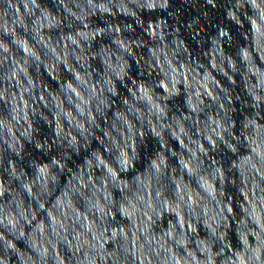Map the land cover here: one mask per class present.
Instances as JSON below:
<instances>
[{
  "label": "water",
  "instance_id": "obj_1",
  "mask_svg": "<svg viewBox=\"0 0 264 264\" xmlns=\"http://www.w3.org/2000/svg\"><path fill=\"white\" fill-rule=\"evenodd\" d=\"M10 3L11 7L9 0H0V40L13 49L7 67L11 69L13 63L23 67L27 61V71L34 82L31 90L23 96V103L29 105L28 122L34 130L32 147L24 151L26 144L21 143L14 151L11 148L0 149V182L8 189L10 197L13 193L17 196L15 202L9 199L4 203L14 210V214L15 205L19 204L34 217L30 225H25V238L6 235V240H12L15 246L10 252L15 257L12 264H24L27 257H34L33 243L39 245L53 238L54 221L67 225L66 230L57 227V231H67L70 241L82 232L78 227L80 222L76 220V213L88 217L85 223H95L87 209L92 200L93 187L100 188L99 182L107 176V169L97 166L93 153L104 159L108 166L118 167L116 160L119 152L126 150L128 137L125 121L133 125L136 133L134 153L130 149L126 150L132 156L131 167L136 176L149 183L154 190H159L163 199L169 200L173 207L177 203V185L182 192H190L196 200V215L199 219H193L197 232L190 233L188 251L196 252L198 259L203 257V253L194 245L195 239H207L210 231L204 225L205 206L210 210V216L222 210L221 205L223 209L233 208V213H224L230 225L227 233L229 238L224 243L231 248L233 238L239 237L240 220L244 218L237 213L248 207L245 197L247 195L250 198V191L246 189H250L251 176L246 180L240 175L242 171H247L243 156L237 158L229 153L208 154L206 139L201 142L205 152H199L194 141L201 134L206 137L212 119L217 118V112L226 113L229 120L240 118L241 135L245 137L247 133L243 126L248 120L256 116L264 120V114H259L255 108L252 115L246 111L251 106L252 92L257 90L259 81L264 79V60L260 59L261 49H264V27L262 34L253 32L250 18H254L255 13L251 5L246 4L241 8L239 0H167V6L162 7L164 0H158L154 9L150 10L146 6L136 9L134 17L123 13L98 14L91 20L96 28L75 27L73 32L66 28L73 21L63 11L58 0H37L40 7L34 8L29 4L28 10L23 0H10ZM70 6L75 8L74 4ZM45 12L54 21L50 27L43 19ZM18 19L24 20L23 29L16 23ZM101 28L106 29L103 35H93L87 41L78 35L82 30L91 33ZM69 35L77 39L79 47L65 39ZM9 37L26 41L41 56V61L35 62L28 58L18 45L10 43ZM121 43L126 47L131 46L127 52L121 49ZM52 49L59 54V62L53 59ZM169 65L179 74L177 78L180 80L178 93L171 97L161 86L167 82L170 87L172 73ZM165 72L169 73L167 78ZM77 75L80 81L76 80ZM26 80L21 74L14 81L7 82L4 90L7 93L5 99L9 103L0 104V114H6L5 110L11 105L9 97L18 98L19 85L27 86ZM68 83H72L85 97V111L89 112V116H80L77 110L79 100L67 89ZM109 87L115 90L114 95L108 93ZM141 88L154 100L156 97L165 99L162 106L166 109L167 119L158 121L153 117L152 106L141 96ZM197 92L200 93L199 98ZM207 92L218 99H211ZM241 93L249 100L241 99ZM100 100L105 101L107 107ZM220 104L224 105L223 109L217 107ZM64 112L72 114L71 124L63 115ZM57 114L60 115L58 124L62 129L60 136L56 134ZM182 116L193 118L184 121ZM77 123H84V133L79 132ZM178 124L185 127L188 133L181 135L183 148L180 140L173 136V133L179 131ZM153 129L161 131L162 135L157 137ZM70 131L77 138L76 145L67 143ZM232 136L238 139L235 132ZM37 143L41 145L38 149L34 147ZM192 152H196L195 158ZM160 157L164 158L165 164L161 166V174L157 177L152 165L154 162L159 163ZM181 159L191 162L194 169L191 176L186 170L181 171ZM197 160L206 165L218 164L225 170L223 188L219 183L216 184L219 205L206 197L203 204L200 202L203 190L199 187L201 172ZM44 166L49 167L51 176L57 179H48L42 194L28 198L22 186H19V181H14L13 173L22 175L25 182L40 184L37 180L38 170ZM61 176L63 184H59ZM112 190L109 186L108 191ZM116 190L125 199L131 198L127 191L121 190L120 185H116ZM34 202L35 205L43 203L45 207L41 209L34 206ZM260 216L264 221V212ZM95 217L98 220L99 213H95ZM112 218L117 224L120 220L127 221L119 224V227L127 228L129 241L144 222L140 217L133 222L123 213L119 217L112 213ZM185 219L188 220L187 215ZM164 220L165 223L159 226L160 230L154 233L162 244L165 243L163 234L168 231V226L178 225L179 217L169 211ZM41 225L42 230L39 227ZM140 235L143 236V232ZM85 239L88 237L85 236ZM117 247L118 244H109L113 251ZM168 247L178 259L187 255L181 250L183 246L178 248L168 244ZM2 250L3 242H0ZM67 251L71 252V249ZM65 254L66 246L60 243L55 255L65 259ZM147 258L152 260L150 255Z\"/></svg>",
  "mask_w": 264,
  "mask_h": 264
},
{
  "label": "clouds",
  "instance_id": "obj_2",
  "mask_svg": "<svg viewBox=\"0 0 264 264\" xmlns=\"http://www.w3.org/2000/svg\"><path fill=\"white\" fill-rule=\"evenodd\" d=\"M25 9L28 10L29 4L34 8H39L37 0H23ZM211 2V0H209ZM58 3L63 6V11L68 15L73 24H67L66 28L69 31L75 32V27L81 28H96L91 24L92 18L99 15H119L123 13L126 16L134 17L135 10L140 7H147L148 9H154L158 0H58ZM240 7L243 8L246 4L251 5L252 10L255 13L254 18H250L251 27L254 33L262 34L261 30L264 27V0H239ZM74 4L75 8L70 5ZM162 7L167 6V0H164ZM9 7L11 3L9 0ZM231 16V13H229ZM44 21L47 22V26H52L53 19L50 18L49 13L43 14ZM59 23V21H55ZM21 28H24V20L18 19L16 21ZM40 23L39 21L37 22ZM75 25V26H73ZM106 29H96L94 32L80 31L78 35L85 41L89 40L93 35H103ZM120 31V29H115ZM10 43L12 45H18L28 58L35 62L41 61V56L38 55L32 47H29L28 43L19 38H11ZM66 40L79 47V42L74 36H66ZM121 49L125 52L129 50L123 43L120 44ZM53 52V59L59 62V54L55 49ZM66 51V49H65ZM260 59L264 60V49H261ZM13 54V49L7 46L3 40H0V104L8 105L9 101L5 99L7 93L4 90V86L8 81H14L16 78L23 74L27 78L26 85H19L20 95L18 98L9 97L11 105L7 108L6 114H0V149H13L20 147L21 143H25L26 147L24 151H27L29 147H32L31 140L33 138V128L29 121V105L23 103L24 93L29 92L33 85V80L29 77L27 71V61L24 62V66L13 63L12 68L7 67L8 58ZM246 59L247 53H245ZM118 59V57H117ZM169 69L172 73L170 79V87L168 83L161 85L164 92L169 97L178 93V85L180 80L177 78L179 75L174 68ZM169 75L168 72L164 73L165 78ZM207 79V77H205ZM77 81H80V76L77 75ZM81 88L83 83L81 82ZM67 89L76 95L79 100L78 112L81 117L89 116V112L85 111L87 107L85 97L77 91L76 87H73L72 83L67 84ZM109 94H115V90L112 88L107 89ZM141 96L146 98L152 106V115L158 121L167 119L166 109L164 106L165 99L156 97L154 100L152 96H149L148 92L141 88ZM88 95H91L89 93ZM199 98L200 93H196ZM207 95L215 100L218 97L213 96L211 92H207ZM43 99V97H41ZM241 99L249 100L248 97L241 93ZM158 101V102H157ZM100 103L107 107L105 101L100 100ZM203 103V101H201ZM251 106L246 110L249 115H252L253 108L257 110L259 114H264V79L259 81L257 90H254L250 99ZM191 105V101H189ZM219 109H223L224 105L217 106ZM237 109L239 110V101L237 102ZM34 111V110H33ZM175 111V109H173ZM196 111V109H193ZM63 115L67 117L68 122H73L72 114L70 112H64ZM227 114L224 112H217V118L212 119L211 126L207 129L206 137L201 134L196 143L197 150L199 152H205L201 142L206 139L209 145L208 154L213 153H229L234 154L239 158L243 156V164L246 166L247 171L240 173L246 180L250 179V198L246 195L245 199L248 201V207L243 208V212L237 213L244 216L240 220V231L238 239L233 238L232 247L229 248L225 245L224 241L228 240L229 223L225 220L224 213H233L232 207L223 209L221 205L220 211L215 216L209 215V209L205 206L204 212V225L210 231L207 233V239H195V247L199 249L200 253H203L202 258H197V253L188 251L187 245L190 243V233L197 232V226L194 222L199 217L196 215L197 209L195 207L196 200L190 192H182L180 186H176L177 203L173 207L169 200L163 199L162 193L159 190H154L152 186L144 181H141L136 176L135 171L132 170V156L128 155L126 150L130 149L133 153L135 151L134 140L136 133L133 130L131 123L127 124V141L125 149L119 152V156L116 160L118 167L108 166L105 164L104 159L99 155L93 153L95 160L98 162L97 166L107 169V176L100 180V188L93 187L92 200L87 211L93 215L95 223H85L88 217L83 216L80 213H76V220L80 223L78 227L82 229L80 234L74 236V240H69L67 231H57V227L62 230L67 229V225L60 223L59 221L53 222L52 239L42 242L37 245L32 244L34 257L29 256L24 261V264H264V221L261 220L260 213L264 212V120H260L258 116L248 120L246 125L243 126L247 136L241 135L240 118L229 120L226 118ZM191 116H182L181 119L188 121L192 119ZM57 121L56 134L60 136L62 129H60L58 121L60 115L55 117ZM151 123V121H149ZM76 127L80 133L86 131L84 123H77ZM163 128V125H160ZM179 131L173 133L175 139L180 140L181 147H184V141L181 140V135H187L185 127L177 125ZM155 135L160 137L161 131L153 129ZM193 131H195L193 129ZM236 133L238 139H233L232 134ZM123 135V133H121ZM67 143L70 145L77 144V138L72 135L71 131L68 133ZM245 140L248 144V148L245 149ZM35 148H40L39 143L34 145ZM247 153V154H246ZM22 153H16L21 155ZM192 157H196V152L191 153ZM11 161H9L10 163ZM55 163V162H53ZM165 164L163 157L159 158V163H153L152 169L154 174L159 177L161 174V166ZM180 164L182 166L181 171L187 172L191 176L194 172L191 162H186L181 159ZM198 169L201 174L199 176V187L203 190V196L199 197L201 204L206 197L212 203L220 204L218 200V190L216 184L219 183L223 188V182L225 180V170L218 164H204L197 160ZM14 181H19V186H22L24 193L28 198L42 194L47 187L48 179L56 180L55 176H51V170L49 167H40L38 170L37 180L40 184L35 182H25L23 176H17L13 173ZM125 177L127 178L125 180ZM63 177L59 179V184H63ZM136 182H139L138 184ZM116 185L121 186V190L129 193L130 199H125L120 194V191L116 190ZM109 186L112 187V191L109 192ZM136 189V190H133ZM58 190V189H57ZM11 199L13 202L17 199L15 193L9 196L8 189L5 188L4 183L0 182V242H3V250L0 251V264H12L15 257L10 255V252L14 249L12 240H6V235L18 236L19 238L26 237L25 225H30L31 214L25 211V207L19 204L15 205L14 210L10 209L4 201ZM58 205L60 202H57ZM39 208L43 209L45 205L40 203ZM61 207H63L61 205ZM131 209V211L129 210ZM174 212L179 217L178 225L168 226V231L165 232L164 241L161 243L160 238L154 233L160 230V224H164V216L167 212ZM95 213H99V219L95 217ZM112 213H115L119 217L120 213H123L129 220L135 222L137 217L143 219V225L136 230L135 235L129 241L127 228L119 227V224L127 223L125 220H120L117 224L116 220L112 218ZM188 220L186 221L185 216ZM41 230L43 226H39ZM143 232V236L140 233ZM150 233H152L150 235ZM85 236L88 239H85ZM138 237V238H137ZM63 243L66 246L65 259H61L58 255H55V250L59 244ZM109 244H118L119 247L115 251L109 248ZM168 244L175 245L181 248L183 252H186V257L180 259L176 255L171 254V249ZM47 245V246H46ZM50 249L52 250L50 252ZM71 249V252L67 251ZM152 256V260H148V256Z\"/></svg>",
  "mask_w": 264,
  "mask_h": 264
}]
</instances>
